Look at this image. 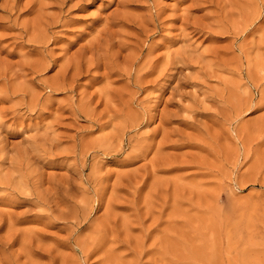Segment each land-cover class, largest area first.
<instances>
[{
    "label": "rangeland",
    "instance_id": "1",
    "mask_svg": "<svg viewBox=\"0 0 264 264\" xmlns=\"http://www.w3.org/2000/svg\"><path fill=\"white\" fill-rule=\"evenodd\" d=\"M263 77L264 0H0V264H264Z\"/></svg>",
    "mask_w": 264,
    "mask_h": 264
},
{
    "label": "bare ground",
    "instance_id": "2",
    "mask_svg": "<svg viewBox=\"0 0 264 264\" xmlns=\"http://www.w3.org/2000/svg\"><path fill=\"white\" fill-rule=\"evenodd\" d=\"M243 31H244V30H243ZM99 34H100V33H99ZM105 34H106V33H105ZM40 42H41V41H40ZM41 43H42V42H41ZM92 59H93V58H92ZM98 59H99V58H98ZM98 59H97V60H98ZM95 60H96V59H95ZM95 60H94V61H95ZM87 61H88V60H87ZM91 62H92V61H91ZM91 62H90V64H92ZM86 65H88V64H86ZM85 67H86V66H85ZM79 69H80V67H79ZM86 69H87V67H86ZM88 69H89V67H88ZM86 71H87V70H86ZM65 72H66V71H65ZM263 78H264V77H263ZM254 79H255V78H254ZM261 79H262V78H261ZM253 82H254V80H253ZM255 83H256V82H255ZM50 85H51V84H50ZM263 91H264V90H263ZM263 91H261V93H262L261 96H262V98L264 99V92H263ZM250 96H251V95H250ZM261 96H260V97H261ZM243 97H244V96H243ZM249 98H250V97H249ZM244 99H245V98H244ZM250 99H251V98H250ZM260 99H261V98H260ZM263 99H262V100H263ZM245 100H246V99H245ZM240 101H241V100H240ZM240 101H239V102H240ZM259 101H261V100H259ZM242 102H243V101H242ZM248 103H249V102H248ZM248 103H247V104H248ZM250 103H251V102H250ZM259 103H260V102H259ZM248 105H249V104H248ZM241 106H243V105H241ZM241 106H238V107H241ZM244 106H245V104H244ZM246 106H247V105H246ZM32 107H33V106H32ZM241 111H242V110H241ZM90 112H91V111H90ZM86 114H87V113H86ZM88 115H89V113H88ZM134 115H135V114H134ZM129 118H130V117H129ZM132 118H133V117H132ZM132 118H131V119H132ZM135 118H136V119H135ZM133 119L139 121V120H138L139 118H137V117H135V116H134ZM131 121H132V120H131ZM132 123H134V122L132 121ZM130 124H131V123H130ZM132 126H133V125H132ZM118 138H119V137H118ZM121 140H122V139H121ZM119 145H120V144H119ZM99 147H100V146H99ZM101 148H102V147H101ZM119 148H120V147H119ZM114 149H115V147H114ZM117 149H118V148H117ZM103 150H104V149H103ZM115 151H118V150L115 149ZM136 151H137V150H136ZM132 152H134V151H132ZM142 153H143V152H142ZM81 161H82V160H81ZM83 161H84V160H83ZM47 162H48V160H47ZM51 163H52V162H51ZM97 167H98V166H97ZM153 167H154V166H153ZM95 169H96V168H95ZM94 172H97V171H94ZM96 176H97V175H96ZM91 177H93V175H92ZM94 177H95V176H94ZM131 177H132V176H131ZM143 177H144V176H142V178H143ZM132 178H135V175H134V174H133V177H132ZM137 178H138V177H137ZM137 178H136V179H137ZM142 178H141V180H142ZM98 179H99V178H98ZM98 179L95 178L94 181H96V183H97V182L100 183L102 180H98ZM101 179H102V178H101ZM126 179H128V177H127ZM119 180H120V179H119ZM121 180H122V179H121ZM129 180H131V179L129 178ZM137 180H140V179H137ZM122 181H123V180H122ZM27 182H28V181H27ZM32 183H33V182H32ZM35 183H36V182H35ZM35 183H34V184H35ZM116 183H117V182H116ZM20 184H21V183H20ZM102 184H104V183H102ZM129 184H130V181H129ZM131 184H133L134 190L137 192L138 187H137L136 181H135V180H134V182L131 181ZM29 185H30V184H29ZM29 185L27 184V186H29ZM114 185H115V184H114ZM127 185H128V184H127ZM32 186H33V184H32ZM32 186H31V187H32ZM34 186H35V188H37V187H36V184H35ZM97 186H98V185H97ZM103 186H104V185H103ZM116 186H117V185H116ZM123 186H125V184H124ZM24 187L26 188L25 185H24ZM127 187H129V186H127ZM38 188H39V187H38ZM141 188H142V186H141ZM28 189H29V188H28ZM59 189H60V188H59ZM100 189H101V191L98 190L99 193H98L97 191L95 192V195H96V196L98 195V198H97V199H98V204H100V202L103 200V199H102V195H103L104 189H103V187H101ZM113 189H114V187H113ZM29 190H30V189H29ZM36 190H37V189H36ZM63 190H64V189H63ZM96 190H97V189H96ZM140 190H141V189H140ZM140 190H138V191H140ZM64 191H65V190H64ZM67 191H68V190H67ZM135 191H134V192H135ZM30 192H31V191H30ZM51 192H52V191H51ZM60 192H61V191H60ZM112 192H113V191H112ZM38 193H39V192H38ZM56 193H57V192H56ZM58 193H59V190H58ZM63 193H65V192H63ZM67 193H68V192H67ZM67 193H66V194H67ZM114 193H115V192H114ZM30 194H32V193H30ZM115 194H116V193H115ZM135 194H136V193H135ZM135 194H134V195H135ZM69 195H70V194H69ZM69 195H68V196H69ZM113 195H114V194H113ZM45 196H46V195H45ZM132 196H133V195H132ZM137 196H139V195H137ZM133 197H134V196H133ZM49 198H50V197H49ZM50 199H51V198H50ZM50 199H49V200H50ZM56 199H57V198H56ZM56 199H55V200H56ZM70 199H71V198H70ZM104 199H105V198H104ZM95 201H96V200H95ZM109 201H111V199H110ZM109 203H111V202H109ZM74 204H75V203H74ZM85 205H87V204H85ZM91 206H93V205H91ZM91 206H90V207H91ZM108 206H109V205H108ZM137 206H138V205H137ZM77 207H78V206H77ZM84 207H86V206H84ZM109 207H110V206H109ZM89 209H90V208H89ZM81 210H82V209H81ZM137 210H138V209H137ZM68 211H70V210H68ZM72 211H73V209H72ZM86 212H87V210H86ZM81 213H82V212H81ZM8 214H9V213H8ZM8 214H7V215H8ZM137 214H138V213H137ZM139 215H140V214H139ZM2 216H3V215H2ZM8 216H10V215H8ZM65 216H66V215H65ZM67 216H68V215H67ZM137 216H138V215H137ZM79 217H80V216H79ZM8 218H9V217H8ZM137 219H138V218H137ZM139 219H140V218H139ZM84 220H85V219H84ZM104 220H106V218H105ZM107 220H108V221H107ZM107 220H106V222H110V223H111V221H110L109 219H107ZM140 220H141V219H140ZM112 221H113V220H112ZM9 222H11L12 228H14V227H13V224H12V221H10V219H9ZM104 222H105V221H104ZM104 222H103V223L101 222V223L103 224V226H101L102 224L99 225V226H101V228H102L101 231H100V229H99L100 233H101L102 231H104L103 228H104V226H106V225H104L106 222H105V223H104ZM110 223H108V224H110ZM112 223H113V222H112ZM14 224H15V223H14ZM108 224H107V226H108ZM114 224H115V223H114ZM140 224H141V223H140ZM115 225H116V224H115ZM125 225H126V223H125ZM110 226H111V224H110ZM128 226H129V225H128ZM128 226H126V228H127ZM111 227H112V226H111ZM111 227H110V229H111ZM114 227H116V226H113L112 228H114ZM12 228H11V229H12ZM32 228H33V227H32ZM105 229H106V228H105ZM117 229H118V227L115 228V230H117ZM127 229H128V228H127ZM127 229H125L126 232L128 231ZM147 229H148V228H147ZM9 230H10V229H9ZM12 230H13V229H12ZM15 230H16V229H15ZM107 230H108V229H107ZM107 230H105V232H106ZM111 230H112V229H111ZM115 230H114V232H115V234H117ZM119 230H121V229H119ZM129 230H130V229H129ZM145 230H146V229H145ZM13 231H14V230H13ZM16 231H17V230H16ZM109 231H110V230H109ZM109 231H108V232H109ZM146 231H147V230H146ZM31 232L33 233V231H31ZM108 232H107V233H108ZM112 232H113V231H112ZM112 232H111V233H112ZM114 232H113V233H114ZM14 233H15V232H14ZM28 233H30V231H29ZM92 233H93V232H92ZM95 233H96V232H95ZM98 233H99V232H97L96 234H98ZM109 233H110V232H109ZM109 233H108V234H109ZM113 233H112V234H113ZM9 234H10V233H9ZM15 234H16V233H15ZM15 234H13V232H12V234H11V235H8V237L10 236L9 238H11L12 235H15ZM24 234H26V233H24ZM30 234H31V233H30ZM112 234L110 235V238L112 237ZM118 234H119V233H118ZM118 234H117V235H118ZM146 234H147V233H146ZM26 235H27V234H26ZM102 235H103V234H102ZM106 235H107V234H106ZM120 235H121V234H120ZM29 236H30V235H29ZM29 236H28V237H29ZM98 236H99V235H98ZM100 236H101V235H100ZM108 236H109V235H108ZM108 236H107V237H108ZM115 236H116V235H115ZM115 236L113 235V237H115ZM26 237H27V236H26ZM119 237H120V236H119ZM30 238H31V237H30ZM98 238H99V237H98ZM102 238H105V237H102ZM32 239H33V238H32ZM32 239H31V240H32ZM94 239H95V238H94ZM116 239H117V238H116ZM97 240H98V239H97ZM100 240H101V239H100ZM102 240H103V239H102ZM92 241H95V240H92ZM110 241H111V240H110ZM118 241H119V240H118ZM31 242H32V241H31ZM96 242H97V241H96ZM100 242H101V241H100ZM123 242H124V241H123ZM128 243H130V242H128ZM24 244H25V242H24ZM79 244H80V243H79ZM90 244L92 245L91 242H90ZM94 244H95V243H94ZM87 245H88V246H87ZM91 245H89V243H87L86 246H87L88 248H85L86 246L84 247V244H83L82 246L80 245V247H82V248H81V252L86 254L85 257H86V256L92 251V250H90V251L88 250L89 247H91ZM130 245H131V244H130ZM142 245H143V243H142ZM142 245L140 244V245H136V246H140V247H138V248H141ZM25 246H26V245H25ZM27 246H29V244H28ZM78 246H79V245H78ZM134 246H135V245H134ZM21 247H22V246H21ZM94 247H95V246H94ZM143 247H144V246H143ZM27 248H28V247H27ZM84 248H85V249H84ZM92 248H93V247H92ZM132 248H134L133 245H132ZM136 249H137V248H136ZM140 250H141V249H140ZM138 251H139V250H138ZM138 251H137V254H138ZM141 252H142V250H141ZM140 254H141V253H139V255H140Z\"/></svg>",
    "mask_w": 264,
    "mask_h": 264
}]
</instances>
